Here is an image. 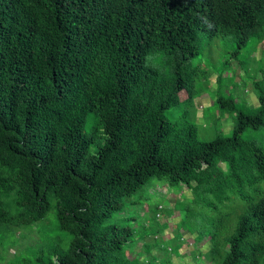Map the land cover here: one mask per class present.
<instances>
[{
	"label": "trees",
	"instance_id": "trees-1",
	"mask_svg": "<svg viewBox=\"0 0 264 264\" xmlns=\"http://www.w3.org/2000/svg\"><path fill=\"white\" fill-rule=\"evenodd\" d=\"M219 39L229 56L216 73L201 46ZM261 43L264 0H0V255L54 211L69 248L42 239L17 264H176L180 228L209 237L196 261L264 264L263 54L255 106L224 75L236 61L247 78ZM213 73L204 121L234 122L207 140L195 99ZM160 185L184 192L169 211L181 213L175 244L164 204L148 203ZM135 196L146 211L118 219ZM136 236L146 258L130 257Z\"/></svg>",
	"mask_w": 264,
	"mask_h": 264
},
{
	"label": "rangeland",
	"instance_id": "rangeland-1",
	"mask_svg": "<svg viewBox=\"0 0 264 264\" xmlns=\"http://www.w3.org/2000/svg\"><path fill=\"white\" fill-rule=\"evenodd\" d=\"M224 42L219 40L214 41L212 44H206V43H202L201 46V50H202V57H201V62L203 63V67H210L211 70H215V72L217 73L218 70H220L222 68L223 62H225L226 60H228V56L229 54L225 53V51L227 50L226 46L223 44ZM257 51L254 54H251V56L249 57V60L251 62L249 69L252 68V72L248 73L247 78H246V72L239 66V64L234 61L235 63V68H236V72H232V71H227V73H224V75H228L231 76L232 74H235L236 77V81L241 83V86H238L235 90L237 94L242 95L244 98L241 99H247L248 103L250 106H255L257 104V99H256V94L253 90V88H250L252 85L251 80L249 79L250 75H256L259 79L262 77V73L261 72H257L259 65H258V59L260 58L263 54L262 57H264V43L259 44V46H257ZM245 51L243 50L240 57H245ZM257 57V58H256ZM199 62V61H198ZM256 62V64H255ZM262 63L264 64V59L262 60ZM244 80H246L247 84H243ZM230 81V80H229ZM231 82V81H230ZM216 76L213 73L210 84H209V88H205L204 92L202 93V95L200 97H197L195 99L196 104L198 105V109H199V113H198V120H196L199 123V128H200V133L202 138L207 139V140H211L213 138H215V136L217 135V133L220 130H223L224 133L226 134H230L231 130L233 128V122H234V116H229L227 115L226 119L221 120L218 124H213V123H209L210 119H206V121H204L203 114H208L209 115H213L215 113V107L212 104L213 99L210 95H213V93L215 92V87H216ZM233 88V86H231ZM214 90V91H213ZM202 107H204V109L202 110ZM219 111V110H218ZM217 111V113H218ZM173 115V114H172ZM215 115V114H214ZM210 116V117H211ZM92 117L90 118V123H91ZM216 120V118L214 119ZM224 121V123H223ZM156 187V186H155ZM153 187V188H155ZM159 190L158 194L157 192H155L154 190L150 189L151 195H150V200L148 203L150 206H155L156 203H160L162 201V203L164 204L166 210H161V213L158 215L159 219L161 220V222H167L168 221V225L169 228L167 230H164V236H163V243L164 245L169 244H175L178 242L179 237L176 236L175 239L170 240L168 237H170L171 232L174 230L175 228V222L180 220L181 217V213L178 210L173 211L172 214L169 213L170 210L174 209L175 207V202L181 198L184 194V192L182 193H174L172 191H170L168 189V186H161L158 187ZM188 187L185 186V194L187 196H190V192L188 191ZM158 196H162L158 197ZM161 199V200H160ZM133 202H137V196L128 199L126 201V205H125V209L123 211V213L118 217V219H120V217H129L130 215L132 216H136L137 217V210L139 208V212L141 214L144 213V211H146L147 209V204L146 205H137V204H132ZM163 212V214H162ZM194 215V214H193ZM191 216L190 219H194L192 223H195L196 225L199 224L200 222H202L204 220V218L200 215L195 214L194 216ZM40 227L39 229L37 228V226L33 227L32 230H19L17 232L19 239H17V237H15V242L13 240L12 235H9L8 239H7V246L10 247V252L8 253H2L0 255V259L4 258L5 256H7L5 259H2L0 261V264H17L19 261L20 256H14V254H20V252H25L27 253L28 250H26L27 247H36L37 245H39L40 242H42L44 239V241H50V240H57V238H63V241L61 242V246L67 250L70 246V242L72 240V236L65 230H62L59 226H58V222L56 219V215L54 211H51L48 213V215L46 216V218L40 222ZM137 228V226H136ZM25 229H31V227H25ZM181 232H184V236H185V244L183 246V248L181 249V254L182 257L173 256V259L175 260L176 264H210L209 261H207L206 258H204V256L200 257V260L197 259V261L195 259H193V252H195L197 254V256H200V251L203 252H207L210 247H211V243L208 240L209 237L206 236L204 237L203 240L197 242L195 241V236H196V232L195 233H190V232H186L184 231L182 228H180ZM142 229H140V235L142 234ZM23 233H25V235H23ZM16 236V235H15ZM137 238V236H136ZM140 238V237H139ZM150 239L146 238V240ZM169 239V240H168ZM138 240V238H137ZM143 243L144 240L139 239L138 243L136 242L135 247L136 248L134 250V252L131 254L130 257H134L137 255H141L142 258H146L147 254L143 253ZM15 245V246H14ZM155 253H159L158 250L154 249Z\"/></svg>",
	"mask_w": 264,
	"mask_h": 264
}]
</instances>
